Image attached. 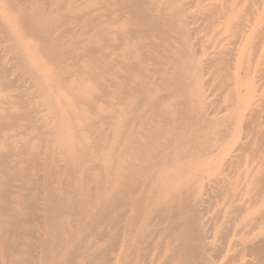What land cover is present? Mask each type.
<instances>
[{"label": "bare ground", "instance_id": "obj_1", "mask_svg": "<svg viewBox=\"0 0 264 264\" xmlns=\"http://www.w3.org/2000/svg\"><path fill=\"white\" fill-rule=\"evenodd\" d=\"M0 264H264V0H0Z\"/></svg>", "mask_w": 264, "mask_h": 264}]
</instances>
